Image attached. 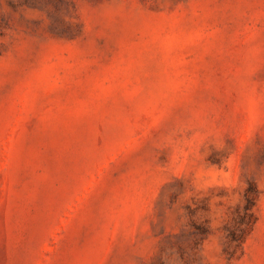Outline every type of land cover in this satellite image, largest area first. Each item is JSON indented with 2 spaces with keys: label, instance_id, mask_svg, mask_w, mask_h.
<instances>
[{
  "label": "rangeland",
  "instance_id": "rangeland-1",
  "mask_svg": "<svg viewBox=\"0 0 264 264\" xmlns=\"http://www.w3.org/2000/svg\"><path fill=\"white\" fill-rule=\"evenodd\" d=\"M0 264H264V0H0Z\"/></svg>",
  "mask_w": 264,
  "mask_h": 264
}]
</instances>
